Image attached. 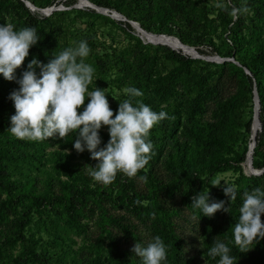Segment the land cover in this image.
I'll return each instance as SVG.
<instances>
[{"label": "trees", "instance_id": "trees-1", "mask_svg": "<svg viewBox=\"0 0 264 264\" xmlns=\"http://www.w3.org/2000/svg\"><path fill=\"white\" fill-rule=\"evenodd\" d=\"M27 1L38 10L58 3L69 7L76 2ZM88 1L116 11L126 21L117 22L89 8L55 11L45 17L30 11L21 0H0V25L12 23L14 30L35 28L40 38L15 70V80L7 81L0 75V264H141L130 249L122 248L121 238L106 225L117 227L124 239L139 242L135 227L122 224V217L107 215L105 203L144 224L149 240L157 235L162 238L166 246L162 264H218L219 257L208 255L215 240L227 244L236 264H264V239L258 238L241 251L233 237L243 193L257 187L264 190V172L247 176L243 169L252 134L254 87L262 129L256 137L252 166L264 168V0ZM217 3L225 7L217 8ZM241 6L249 11L234 19L232 7ZM72 15L81 20L83 28L76 27ZM129 21L147 32L177 37L202 56L233 59L239 66L231 60L208 62L165 45L144 44ZM98 26L120 30L126 45L100 40L95 30ZM109 32L113 41V29ZM82 40L90 49L84 62L94 68L88 91L95 87L105 91L113 118L119 103L129 98L124 93L127 87L143 93L132 98L134 106L139 100L152 111L167 114L168 118L158 122L146 138L153 145L151 159L136 175L146 177L144 193L136 190L133 177L119 172L109 185L95 183L85 166L94 167L97 161L87 150H74L75 132L62 140L29 141L19 140L8 131L10 117L15 114L9 96L19 90L16 80L28 63L35 57L47 64ZM39 71L37 68V75ZM227 79L234 82L233 92L225 90L223 82ZM88 102L86 96L78 111L82 112ZM98 134L99 150L110 137L106 126ZM158 165L165 171V179L155 174ZM229 171L238 176L234 183L237 198L230 203L225 187L212 186L217 174ZM207 191L209 203L225 201L229 213L220 210L205 217L190 205L193 195ZM176 197L200 224L201 260L187 255L172 221L177 209L163 201ZM88 206L100 210L101 232L83 253L74 249L70 235L83 237L86 233ZM261 221L264 223V214Z\"/></svg>", "mask_w": 264, "mask_h": 264}, {"label": "clouds", "instance_id": "clouds-1", "mask_svg": "<svg viewBox=\"0 0 264 264\" xmlns=\"http://www.w3.org/2000/svg\"><path fill=\"white\" fill-rule=\"evenodd\" d=\"M223 9L222 3L216 4ZM249 8L232 7V17L239 18ZM12 23L0 25V75L7 81L15 80L14 72L29 55L30 47L40 40L35 28L24 27L14 30ZM76 44V42H73ZM90 52L86 41H79L75 47H68L53 56L47 64H41L34 57L27 70L16 80L19 90H14L9 99L13 102L15 114L10 117L8 131L19 140L44 141L49 138L62 140L75 132L73 148L77 153L87 150L90 158L97 161L94 167L86 165L88 175L103 185L111 184L117 173L135 177L151 159L153 145L146 138L150 130L160 121L168 118L163 111L157 113L150 106L133 99L143 93L127 87L124 93L129 97L119 103L115 118L109 107L105 91L97 87L88 91L93 81L94 68L85 63ZM39 68L37 75L36 69ZM88 99L82 112L78 110ZM108 128L109 137L103 148L99 130ZM146 180V177H139ZM220 182H213V187ZM224 195L229 203L237 198L234 185H226ZM209 192H199L191 197V206L199 209L202 216L211 217L217 211L229 213L225 201L209 203ZM187 207V206H186ZM264 190L255 188L251 193H243V204L239 208V220L233 227L234 244L241 251L247 250L253 241L264 239ZM231 249L225 242L215 240L208 251L210 257H219L218 264H236L235 257L229 255ZM141 264H162L166 260V246L160 236H154L144 245L136 242L131 249Z\"/></svg>", "mask_w": 264, "mask_h": 264}, {"label": "rangeland", "instance_id": "rangeland-1", "mask_svg": "<svg viewBox=\"0 0 264 264\" xmlns=\"http://www.w3.org/2000/svg\"><path fill=\"white\" fill-rule=\"evenodd\" d=\"M67 1V0H63ZM76 1V0H75ZM218 1H224V0H218ZM60 4V3H58ZM62 10H84L87 9L85 6H81L78 1H76L74 4H72L69 7H65L62 5ZM102 15V14H101ZM106 16V15H103ZM108 17V16H107ZM72 22H76V27L83 28L84 25L81 23V20L79 18H74V15H72ZM110 18V17H109ZM120 22V21H117ZM110 29H113V41L111 39V36H108V33ZM96 35L100 40H104L107 42V44H115L118 46L126 45L127 40L125 39V36L122 34L120 30H117L116 28L112 27H102L98 26L96 29ZM137 35V33H136ZM144 44H151L146 43ZM153 45V44H152ZM179 51V50H177ZM210 56V55H207ZM223 85L225 87L226 92L230 93L234 91V82L230 79H227L223 82ZM109 107L111 106V101H108ZM259 135V134H258ZM251 142V141H250ZM155 174L160 179H165V171L158 165L155 168ZM250 176V175H247ZM237 175L233 174L231 171L224 172L217 174L213 178V182H220L219 187H226V185H234L237 181ZM133 180L135 181L136 190L138 192H146L147 191V185L144 180H140L138 176L133 177ZM95 183L101 185V183L96 182ZM166 203V206L170 207L171 209H177V214L172 216V221L174 223V228L177 231L178 235L181 237V239L184 241V246L186 249V253L188 256L196 257L197 259L201 260L200 256V250H201V240L199 238V222L193 218V216L181 205V202L178 197L174 198L171 201L163 200ZM90 207V208H89ZM105 210L107 211V215H111L112 217H122L121 223L130 224L131 226L135 227V233L137 234L139 238V242L146 245L149 242V233L146 229L147 227L144 224H141L135 217L131 216L130 214L126 213L123 209L119 208H113L108 203H105L103 205ZM85 214L88 215V219L84 221V223L87 224L86 233L83 235V237H78L75 234H71L70 238L72 239V244L74 249H78L81 252H86V248L88 245L92 244L94 239L100 234V210L91 208V206H88V208L85 211ZM109 227V229L114 232L118 238H121V245L123 249H132L134 244L136 242H132V239L127 238L124 239L122 237V234L120 230L117 229V227H111L109 225H106Z\"/></svg>", "mask_w": 264, "mask_h": 264}, {"label": "water", "instance_id": "water-1", "mask_svg": "<svg viewBox=\"0 0 264 264\" xmlns=\"http://www.w3.org/2000/svg\"><path fill=\"white\" fill-rule=\"evenodd\" d=\"M25 3L26 7L28 9H30V11H39L40 14L44 15L45 17L50 16L53 12L55 11H61L63 8L61 6V4H54L53 6L46 8V9H41L38 10L36 7H34V5H32L30 2H28L27 0H21ZM79 2V4L81 6H85L91 10H94L96 13L102 14V15H106L108 17H110L111 19L115 20V21H126V18L124 16H122L121 14L117 13L116 11H109L108 9H104V8H100L94 4H92L91 2H89L88 0H76ZM129 24L131 25V27L136 31L137 36L143 41V36H152V37H167V38H173L175 39L182 48H188L190 49L194 54H187L183 51L182 54L189 56L190 58L193 59H202L208 62H215V63H223L225 61L231 60L233 61L236 65L239 66L238 62L234 61L233 59H228V58H221L219 56H202L200 55L197 50L194 47L188 46V45H184L177 37L174 36H169V35H156L150 32H147L145 30H143L138 23L129 21ZM149 43V42H146ZM153 45H165L162 43H151ZM168 46V45H165ZM170 47V46H168ZM172 50H176L175 48L170 47ZM177 51V50H176ZM244 72L249 75V71L247 69L244 68ZM253 102H254V107H253V120L252 123H254L255 121H257L258 125H259V133H261V122L259 119V109H260V104H259V98H258V93L256 91V88H253ZM251 139V137H250ZM256 145V137L253 140L252 143V148H250V146H248V152L246 154V162L243 164V169H244V174L245 175H254V176H259L264 172V168L262 170H256L253 168L252 166V154H253V149ZM248 163V168H249V172L245 171V164Z\"/></svg>", "mask_w": 264, "mask_h": 264}, {"label": "bare ground", "instance_id": "bare-ground-1", "mask_svg": "<svg viewBox=\"0 0 264 264\" xmlns=\"http://www.w3.org/2000/svg\"><path fill=\"white\" fill-rule=\"evenodd\" d=\"M143 40L145 42H149V43H162V44L168 45V46H170L172 48H175V49H178L180 51H183V52H185L187 54H194L190 49L185 48V47L182 48L180 46V44L175 39H173V38L143 36ZM257 126H259L258 123H257V121H255L254 123H252V134H251V139H250L251 142L249 144L250 148H252L253 140H254L255 137H257V134L259 132V129L257 131ZM244 167H245V171L246 172H249L248 163L245 164Z\"/></svg>", "mask_w": 264, "mask_h": 264}]
</instances>
